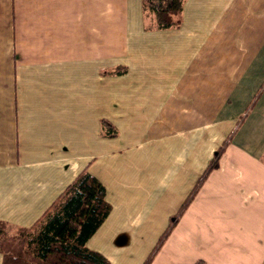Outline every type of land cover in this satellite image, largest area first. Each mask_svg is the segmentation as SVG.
Masks as SVG:
<instances>
[{
    "label": "crops",
    "instance_id": "crops-1",
    "mask_svg": "<svg viewBox=\"0 0 264 264\" xmlns=\"http://www.w3.org/2000/svg\"><path fill=\"white\" fill-rule=\"evenodd\" d=\"M181 10L162 28L143 0H0L7 227H41L85 170L110 211L84 246L110 264H264V0Z\"/></svg>",
    "mask_w": 264,
    "mask_h": 264
},
{
    "label": "trees",
    "instance_id": "trees-1",
    "mask_svg": "<svg viewBox=\"0 0 264 264\" xmlns=\"http://www.w3.org/2000/svg\"><path fill=\"white\" fill-rule=\"evenodd\" d=\"M183 0H143V8L152 12L157 27L166 28L180 24ZM106 123V124H105ZM105 135L112 136L116 129L104 121ZM223 146L215 153L203 176L219 163ZM105 187L92 174L83 170L66 186V190L45 212L41 227L19 228L25 240L16 241L0 237V252L4 264H110L99 252L84 246L86 239L110 211ZM181 210V209H180ZM173 222L168 226V229ZM6 224L0 221V235ZM37 232L35 233V229ZM168 231V230H167ZM166 231V233H167ZM166 233L164 236H166ZM24 241L29 250L22 248ZM35 242V247L30 244ZM158 245L159 242L157 243ZM155 247L154 250L158 247ZM154 251L143 264H149ZM195 264H204L198 261Z\"/></svg>",
    "mask_w": 264,
    "mask_h": 264
},
{
    "label": "rangeland",
    "instance_id": "rangeland-1",
    "mask_svg": "<svg viewBox=\"0 0 264 264\" xmlns=\"http://www.w3.org/2000/svg\"><path fill=\"white\" fill-rule=\"evenodd\" d=\"M0 237H1L2 240H7L9 238H12V239H15L18 242L26 239L25 238L26 236L22 235L20 230H13L10 227H7V225L2 230V233H1ZM23 243H24V245L22 246V248L25 249V250H29L30 249V248H28L29 244H27L26 241H24Z\"/></svg>",
    "mask_w": 264,
    "mask_h": 264
}]
</instances>
